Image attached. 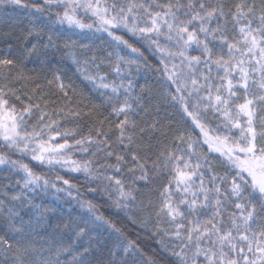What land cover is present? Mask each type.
Returning <instances> with one entry per match:
<instances>
[{"label": "trees", "instance_id": "obj_1", "mask_svg": "<svg viewBox=\"0 0 264 264\" xmlns=\"http://www.w3.org/2000/svg\"><path fill=\"white\" fill-rule=\"evenodd\" d=\"M160 2L166 5L169 0ZM172 2L175 3V0ZM216 2L217 0H211L213 4ZM222 2L226 11L231 8L235 12V5L242 0ZM22 3L28 7L0 4V60L13 61L10 66H0V89L5 92L9 106L14 105L18 111L29 103L38 104L39 108L34 107L33 115L29 118L36 124L41 114H44V123L56 122L52 124V130H45V141L54 137V143H64L61 136L65 132L70 133L67 137L69 144L85 137L106 141L104 151L97 152L95 157L93 152L96 148L93 145L87 153H82L78 148L74 149L71 159L81 163L92 160V168L95 170L104 165H116L117 156H121L123 159L119 162L120 171L108 168L107 175L112 177L113 183L119 179L126 190L133 189L137 204L150 206L153 221L155 211L164 203L161 193L166 187H170L171 199L185 212L188 219L199 218L201 223H207L216 211V194L209 193L212 197V207L194 213L188 210L187 205L179 204L181 199L187 198L191 201L192 197L176 190L174 167L177 162L173 161L172 165L165 168L161 156V153L165 156L171 153L180 157L182 152L189 151L187 147L189 138L200 140L203 146L197 147L196 153L207 156L210 162V165H202L205 187L209 189L213 187L209 182L212 172L226 178L224 183L216 181V185L221 188L219 199L223 218L227 220L233 213L237 217L241 215V211L235 206L236 203L246 204L248 210L252 209L253 205L247 203V194L244 200L230 196L231 181L235 172L228 170L226 161L219 154L209 152L208 146L203 144L199 129L194 128L182 105L172 99L173 95H177L175 87H170V82L163 75V65L154 51V46L153 50H149L147 42H137V38L126 31L114 30L115 35L121 36L139 49L143 55L137 58L129 48L118 46L106 32H96L95 27L83 31L67 30L64 25L56 22V14L59 12L62 15L63 8H46L44 0H22ZM255 3L258 11L264 6V0H255ZM37 7L44 9L43 14L35 12ZM77 17L87 25L93 23V19L86 18L81 11ZM181 19L185 17L181 16ZM218 24L223 27L224 18L210 21L208 27L217 28ZM226 27L228 42H238V46L242 45L240 25L233 27L231 16L227 17ZM198 28L199 23L196 22V29ZM198 39L204 40V35L199 34ZM208 39L209 47L214 51L213 59H216L220 55L221 40L218 35L215 40H212V37ZM160 40L163 45L170 44L172 51H177L175 41L168 42L163 36ZM227 53L228 49L225 46L224 59L229 58ZM186 54L204 58L201 50L195 45L189 48ZM171 63L178 61L170 62L169 67ZM118 65L119 73L116 71ZM219 75L223 76V72L221 71ZM235 75L238 80V73ZM87 77H92L95 83ZM212 78L215 82L213 92L222 86L223 96L227 98V81L222 82L215 69ZM234 83L237 95L232 97L233 113L238 111L237 105L245 102V90L236 81ZM61 84L64 85V91H61ZM102 84H108L109 87L105 88ZM112 86L118 88L117 93L112 91ZM204 92L206 94L207 89ZM253 92L260 94L254 87L250 90L248 99L254 98ZM126 100L130 108L125 113L117 115L113 109H119ZM219 119V114L208 110V122L212 127H215ZM125 120L127 123L121 137V130L117 125ZM241 121L246 125L247 117L242 116ZM133 123L135 128L132 126ZM258 124L257 119V131L260 130ZM57 125L61 136L56 134ZM233 131L239 135L238 130ZM129 137L131 143L128 142ZM180 137L184 138L183 141ZM108 151L112 152L111 156H106ZM0 154L9 160L8 164L0 165V240L7 241L6 244L0 245V264H16L18 245L28 250L26 264L44 262L55 264L57 260L59 264H79L81 260L83 264H120L124 259L127 260V264H133V256L128 254L125 257L123 248L118 247L128 241L134 242L143 254L141 256L138 253L135 256L138 264H146L147 261H152V264H177L176 257L171 251L172 242L169 241L168 250L157 242L161 238L168 241V238L163 237L162 232L158 235L153 234L154 222L143 228L141 221L145 214L118 211L108 193L102 191L104 184L100 181L90 182L83 172H73L59 165L41 164L33 160L31 154L23 155L18 151L9 150L1 143ZM133 155L142 163L147 157L149 176L147 181L137 179L142 173L136 167ZM158 157L159 169L152 166ZM189 159L195 167L197 163L195 157L183 156V160ZM12 161L16 162L15 167ZM21 165H26L35 176L41 178L39 186L32 184L25 187L27 177L20 168ZM179 167L182 171H187L183 168V163H180ZM209 167L212 172H208ZM45 179L48 181L47 186L44 183ZM193 179L195 180L193 191H198L201 180L199 177ZM64 180H68L69 185L74 186L70 192L57 191V188L68 189L69 186L63 183ZM169 181L172 182L171 185ZM225 193L229 194L227 201L224 200ZM82 202L91 203L95 213H90L86 206L81 207ZM204 202V196L201 194L198 203ZM260 203L259 200L254 201L257 210ZM96 215L102 216L104 220L119 228L123 236L113 231L108 224L97 221ZM129 215L134 216L135 223ZM164 219V226L168 227L166 223L168 218ZM15 228L23 230V239H20L21 233L14 231ZM9 243L12 245L11 248H8ZM200 264H204L202 257Z\"/></svg>", "mask_w": 264, "mask_h": 264}, {"label": "snow or ice", "instance_id": "obj_2", "mask_svg": "<svg viewBox=\"0 0 264 264\" xmlns=\"http://www.w3.org/2000/svg\"><path fill=\"white\" fill-rule=\"evenodd\" d=\"M0 4L13 5L16 7L27 8L28 5L22 3V0H0ZM46 8H63V14H56V22L69 25L87 27L91 30L95 27L96 32H106L109 37L118 43L129 48L132 53L140 58L143 54L139 49L133 47L121 36L115 35L114 30H123L132 37L137 38V42L145 41L148 43L149 50L158 54V59L163 65V75L170 82V87L174 86L177 95L172 99L180 103L184 113L191 118L192 124L199 132L203 139V144L208 146L210 153H219L220 157L226 161L228 170L234 171L232 177L230 196L237 200H244L247 194V203L252 204V209L248 210L246 204L236 203V208L241 211L237 217L234 213L225 220L221 211V188L216 185V181L225 182V177L217 176L212 172L211 167L208 172H212L209 182L213 185L211 189L205 187L203 179L204 171L202 165H210L207 156H200L196 153L197 147H202L200 140L189 138L187 142L188 152H182L180 157L171 153L167 156L161 153L163 165L167 168L176 161L174 179L176 190L183 192L185 196L191 195L192 199H181L179 204L187 205L188 210L197 212L200 209L212 207V197L210 192L216 194V211L207 221L201 223L200 219H188L185 212L179 208V205L171 199L170 187H166L161 197L164 203L155 211V221L150 211V206H139L133 189H125L124 184L119 180L112 182V177L107 175L108 168H114L119 172V162L123 157L117 156L116 165H104L95 170L92 168L93 161L88 160L81 163L71 159L74 149H79L82 153L89 152L90 148L95 145L96 150L93 152L95 157L97 152H103L106 141L94 140L91 137H85L75 140L69 144L68 135L65 132L62 136L59 132V125L56 126L57 136H61L64 143H52L45 141L43 136L45 130H52V124L44 123V114L38 118L37 124L31 125L29 130L28 119L33 115V108H39V105L28 104L22 110L18 111L16 107L9 106V100L3 89H0V143L9 150L18 151L23 155L31 154L32 159L39 161L41 164L59 165L73 172H83L91 181H100L104 184L102 191L108 193L109 198L118 211L127 214L143 213L144 219L141 221V227L147 228L154 222V235L163 233V237L157 242L165 250L169 249V241L172 242V255L176 257L177 264H200L201 257L204 264H264V6L257 10L255 0H242L235 5V12L229 8L227 11L222 0H217L215 4L211 0H169V3L162 4L160 0H44ZM83 11L85 16L91 14L95 17L93 24L84 25L77 15ZM44 9L35 8V12L43 14ZM181 16L185 19H181ZM231 16L233 27L240 25L239 33L242 38V45L238 42L229 43L227 37V17ZM224 18L225 25L209 29L210 21ZM196 22L199 23L198 30ZM192 28L190 31L189 28ZM165 29L167 31H165ZM204 35V40L198 39L199 34ZM219 36L221 40L220 55L213 59L214 51L209 47V37L215 40ZM165 37L168 42L175 41L177 51H172L169 45H163L160 38ZM235 39V38H234ZM182 42V43H181ZM193 45L200 49L203 59L200 56H188L187 50ZM228 49V59L223 58L224 47ZM238 54V55H237ZM109 55H112L109 53ZM178 61V63H169ZM133 62V61H130ZM11 60H0V66H10ZM203 65V67H201ZM207 69V71H205ZM215 69L217 76L223 82L227 81L228 97L225 98L222 93V86L213 88L215 82L212 78ZM119 73V65L116 68ZM223 72V76L219 73ZM235 73H238L239 79ZM258 77V78H257ZM95 83L92 77H87ZM101 81L103 77L100 78ZM245 90V102L237 105L238 111L233 113L231 106L234 103L232 97L237 95L235 83ZM251 81V82H250ZM108 88V84H102ZM39 87V85H37ZM256 88L260 94L253 92V99L247 96L251 89ZM61 91H64V85H60ZM207 89L205 94L204 90ZM114 93L118 92L116 86H112ZM127 91V89H126ZM15 95V93H13ZM67 95V92H65ZM17 99L19 97L17 96ZM31 100V97L29 98ZM130 108L127 100L119 109H113L117 115L125 113ZM203 109V110H202ZM214 114H219L220 119L215 127L208 122V110ZM78 115V113H74ZM247 117L246 125L242 123L241 117ZM259 121L257 131L256 121ZM127 120L121 121L117 127L121 130V137L124 135V125ZM133 128L135 124L133 123ZM39 127V130H38ZM239 131V135L233 131ZM54 140L55 138H51ZM183 137L180 140L183 141ZM131 143V137L128 140ZM123 143V139H121ZM35 145V146H33ZM112 152H106V156H111ZM188 155L190 158L195 157L197 163L192 166L191 159L183 160V156ZM136 162V167L141 171L137 177L139 180L147 181L149 179L147 172V157L144 162H140L136 155L132 157ZM9 160L0 154V165L8 164ZM15 167L16 162H11ZM183 163L182 171L179 164ZM159 169L160 158L158 157L152 165ZM26 173L25 187L35 184L39 186L40 177L26 166L21 165ZM135 171V169H130ZM193 177H199L201 180L198 191L195 188ZM58 179H60L58 177ZM45 185L48 181L45 179ZM63 183L68 185V189H59L57 191H69L72 185L68 180ZM169 181V185H171ZM183 185V187H181ZM55 187V185H53ZM97 189H90L96 191ZM204 196V203L199 204L198 198ZM229 199V194L225 193L224 200ZM259 200L260 208L256 209L254 201ZM87 207L90 213H95V208L91 203H81V207ZM246 212V214H244ZM165 217L168 227H165ZM217 217H221L217 219ZM129 218L135 223L133 215ZM97 221L108 224L113 231L123 234L119 228L104 220L102 216L96 215ZM187 219V224H185ZM230 225V226H229ZM15 232L21 233L20 239H23V230L15 228ZM83 229H81V233ZM7 241L0 240V245L6 244ZM12 245L9 243L8 248ZM118 247L123 248L125 257L128 254L133 256V264H138L135 256L140 249L134 242L128 241L126 244H120ZM178 248V250H177ZM194 249V250H193ZM27 248L17 246L18 255L16 264H26ZM191 252V255L189 253ZM48 264V262H44ZM55 264H59L57 260ZM79 264H83L81 260ZM120 264H127L124 259ZM146 264H152L147 261Z\"/></svg>", "mask_w": 264, "mask_h": 264}, {"label": "rangeland", "instance_id": "obj_3", "mask_svg": "<svg viewBox=\"0 0 264 264\" xmlns=\"http://www.w3.org/2000/svg\"><path fill=\"white\" fill-rule=\"evenodd\" d=\"M81 13L84 15V13H83V11L81 10ZM85 16V15H84ZM86 18H91V19H93V22H94V20H95V17H92L91 16V14H89L88 16H85ZM77 19H78V17H77ZM81 21V20H80ZM81 23H83L82 21H81ZM84 25H87V24H85V23H83ZM93 24V23H92ZM61 25H64L65 26V28L67 29V30H75V31H83V30H86V29H88L87 27H85V28H83V29H81L80 27H77V26H74V25H69L67 22H64L63 24H61ZM89 25V24H88ZM28 123H29V130H31V125H34V124H36V122L34 121V120H32V119H28ZM38 130H39V127H38ZM45 138V136H43V139ZM53 138V137H52ZM46 141H49V142H52V143H54L53 141L54 140H52L51 138L49 139V140H46ZM1 145L3 146V144L1 143ZM33 146H35V145H33ZM217 154H219V153H217ZM21 168V167H20Z\"/></svg>", "mask_w": 264, "mask_h": 264}]
</instances>
